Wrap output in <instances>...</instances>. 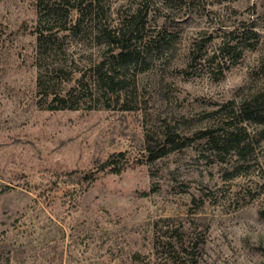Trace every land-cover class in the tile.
Listing matches in <instances>:
<instances>
[{
	"label": "rangeland",
	"instance_id": "rangeland-1",
	"mask_svg": "<svg viewBox=\"0 0 264 264\" xmlns=\"http://www.w3.org/2000/svg\"><path fill=\"white\" fill-rule=\"evenodd\" d=\"M103 3L111 26L142 9L143 41L165 37L170 50L109 96L50 109L37 85L38 0H0V264H264V138L233 118L264 86V0ZM77 17L45 24L44 47L59 49L48 63L81 71L48 75L63 93L104 57L92 36L58 30ZM234 30L239 56L220 47ZM229 127L254 139L247 158L210 142ZM164 143L174 148L148 158ZM122 151L123 170L102 168Z\"/></svg>",
	"mask_w": 264,
	"mask_h": 264
},
{
	"label": "trees",
	"instance_id": "trees-1",
	"mask_svg": "<svg viewBox=\"0 0 264 264\" xmlns=\"http://www.w3.org/2000/svg\"><path fill=\"white\" fill-rule=\"evenodd\" d=\"M178 3H183L182 7L187 6L189 8L194 3V0H172V7ZM38 5L40 8L39 26L37 27L39 50L36 60L40 73L37 85L44 97L52 98L53 105L49 106L50 109H77L80 106L78 103L80 98L91 100L96 94L98 96H109L110 93L125 88L126 84L123 83H125L124 80H127L129 74H131L130 72L136 74L139 71L148 69L155 59L170 50L169 43L171 40L165 37L157 41L154 39L143 41L145 23L142 22L141 26L135 24L136 18L143 11L142 9L137 14L133 13L124 17L117 26H111L108 20L105 19L106 9L103 0H57L53 2L38 0ZM146 7L145 2L143 8ZM72 10L78 11L75 24L68 27L66 23L58 30H72L76 35L92 36V39H95L98 44L102 45L104 57L101 55V58L89 68L91 74L88 80H85L87 72L82 73L81 77L77 80L80 87L71 88L63 93L57 90V83H52L48 75H52V73L66 74V72L67 75H71L79 71V69L68 72L64 64L60 63L57 67H52L48 63L47 56L52 54L58 56L59 49L57 47H50V45L44 47L46 44L44 30H52L54 28V25H45L52 18L60 20L64 14L67 19ZM173 15H176V13ZM94 21L95 23H93ZM84 28H87L89 31ZM236 33H238L236 30L229 31L228 34L231 35L232 40L228 41L225 37L220 42L221 50L225 51L226 54L230 55L233 53L235 56L240 55V51L237 52L240 44L239 37L233 38ZM140 38L141 42L139 43L138 40ZM234 39L237 41H234ZM133 40L136 41L134 42ZM169 54L171 59L173 53ZM54 101L57 103H54ZM230 103L233 104L234 102L231 101ZM233 113L235 114L233 118H239L238 121L240 122L247 121L257 124L254 137L261 136V138H264V86L257 92L241 100ZM202 134H206V132ZM210 137L209 140L216 148V151L220 152L225 149L227 150L228 147H232L242 159L247 158V155L253 149L254 139L244 127H229L223 137L216 135L214 132ZM184 142L183 144H185ZM172 148L174 147H169V143H164L159 148L153 147L150 144L148 145V151L150 152L148 153V158L154 160L164 156ZM128 162L127 153L122 151L110 155L101 166L103 169L109 168L110 171L119 173ZM159 235L156 240L155 249L156 252L163 254L164 249L171 242L163 234L160 233ZM162 260H164L165 264H180L174 261L172 263V259L167 256H162Z\"/></svg>",
	"mask_w": 264,
	"mask_h": 264
}]
</instances>
